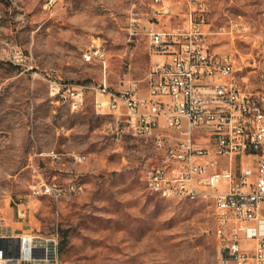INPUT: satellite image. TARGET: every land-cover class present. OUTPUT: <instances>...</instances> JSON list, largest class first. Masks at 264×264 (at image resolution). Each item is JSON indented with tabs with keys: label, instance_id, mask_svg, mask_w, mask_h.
Segmentation results:
<instances>
[{
	"label": "rangeland",
	"instance_id": "rangeland-1",
	"mask_svg": "<svg viewBox=\"0 0 264 264\" xmlns=\"http://www.w3.org/2000/svg\"><path fill=\"white\" fill-rule=\"evenodd\" d=\"M0 0V211L15 233L60 234V264H218L209 200L162 197L144 174L158 155L151 139L108 132L93 90L72 109L62 85L145 83L153 24L180 27L190 0ZM211 51L227 57L237 83L264 90V0H204ZM93 37L106 60H87ZM21 55L17 63L15 54ZM77 155H84L79 160ZM244 163L245 157H244ZM78 182L55 199L35 183Z\"/></svg>",
	"mask_w": 264,
	"mask_h": 264
},
{
	"label": "built area",
	"instance_id": "built-area-1",
	"mask_svg": "<svg viewBox=\"0 0 264 264\" xmlns=\"http://www.w3.org/2000/svg\"><path fill=\"white\" fill-rule=\"evenodd\" d=\"M190 1L179 28L149 33L156 59L145 80L146 94L137 78L124 79L118 90L106 83L52 81V93L76 110L93 90L96 111L113 118L108 132L116 141L128 135L153 141L158 157L144 174L148 189L167 198L213 203L222 251L218 264H264V90L236 82L230 60L210 49L207 5ZM159 3L156 15L168 10ZM15 56L19 63L21 55ZM84 58L106 60L99 37L91 39ZM82 190L75 182L44 180L32 187L33 194L55 199ZM5 222L0 211V264L61 263L58 232L15 233Z\"/></svg>",
	"mask_w": 264,
	"mask_h": 264
},
{
	"label": "crops",
	"instance_id": "crops-1",
	"mask_svg": "<svg viewBox=\"0 0 264 264\" xmlns=\"http://www.w3.org/2000/svg\"><path fill=\"white\" fill-rule=\"evenodd\" d=\"M158 15V14H157ZM160 15V14H159ZM160 16H162V15H160ZM179 28V27H178ZM153 29L154 30H162V29H177V28H175V27H164V26H159V25H154L153 24ZM208 41V40H207ZM209 43V42H208ZM151 52V51H150ZM151 57H152V61L153 60H155L156 59V56L155 55H153V54H151ZM147 89H146V84L145 83H143V94H146V91Z\"/></svg>",
	"mask_w": 264,
	"mask_h": 264
},
{
	"label": "bare ground",
	"instance_id": "bare-ground-1",
	"mask_svg": "<svg viewBox=\"0 0 264 264\" xmlns=\"http://www.w3.org/2000/svg\"><path fill=\"white\" fill-rule=\"evenodd\" d=\"M147 185H148V183H147ZM75 187H81V186L78 182H75ZM151 190L163 197V195H161V193H160V190H155V189H151ZM62 197H69V194H62Z\"/></svg>",
	"mask_w": 264,
	"mask_h": 264
}]
</instances>
